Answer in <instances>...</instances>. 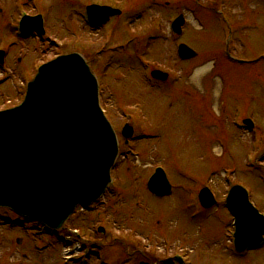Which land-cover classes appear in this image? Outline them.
Returning a JSON list of instances; mask_svg holds the SVG:
<instances>
[{"label": "rangeland", "instance_id": "1", "mask_svg": "<svg viewBox=\"0 0 264 264\" xmlns=\"http://www.w3.org/2000/svg\"><path fill=\"white\" fill-rule=\"evenodd\" d=\"M32 1L41 2L39 9L25 6L29 13L46 18L49 44L43 47L18 43L10 34L14 6L25 0H0V44L13 45L7 55L13 73L6 81L0 78V110L22 100L34 64L76 52L99 78L102 108L116 133L128 122L138 140L121 147L114 184L90 210L76 209L59 232L62 240L0 209V264H170L175 254L186 264H264V247L234 255L222 199L225 173L231 176L224 179L227 185L248 189L264 214V0ZM92 4L121 14L91 30L83 15ZM179 14L187 22L175 36L170 24ZM179 43L196 58L179 60ZM140 57L150 69L168 73V80L149 83ZM244 118L262 139L257 154L254 136L236 129ZM156 165L171 185L163 198L147 189ZM200 184L211 187L217 207L198 206L194 196ZM8 217L15 222L8 223Z\"/></svg>", "mask_w": 264, "mask_h": 264}, {"label": "water", "instance_id": "2", "mask_svg": "<svg viewBox=\"0 0 264 264\" xmlns=\"http://www.w3.org/2000/svg\"><path fill=\"white\" fill-rule=\"evenodd\" d=\"M87 12L95 25L119 14L97 6ZM182 23L181 17L173 23L178 32ZM178 53L195 57L184 45ZM96 99L94 77L80 56L59 57L40 68L24 102L0 113V206L59 227L76 204L86 206L103 192L116 149ZM148 185L157 195L170 193L161 174ZM227 204L236 218V249L260 246L264 224L238 187Z\"/></svg>", "mask_w": 264, "mask_h": 264}, {"label": "bare ground", "instance_id": "3", "mask_svg": "<svg viewBox=\"0 0 264 264\" xmlns=\"http://www.w3.org/2000/svg\"><path fill=\"white\" fill-rule=\"evenodd\" d=\"M209 66H205V67H202V68H199L197 69L195 72H194V76L193 77H197L199 76L201 73H203Z\"/></svg>", "mask_w": 264, "mask_h": 264}]
</instances>
